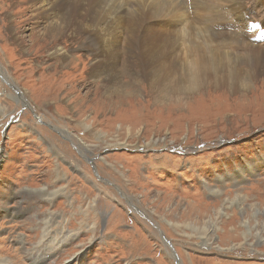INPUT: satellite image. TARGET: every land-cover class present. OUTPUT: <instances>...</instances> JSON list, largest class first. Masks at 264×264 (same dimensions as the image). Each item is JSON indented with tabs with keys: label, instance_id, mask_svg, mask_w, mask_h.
<instances>
[{
	"label": "rangeland",
	"instance_id": "1",
	"mask_svg": "<svg viewBox=\"0 0 264 264\" xmlns=\"http://www.w3.org/2000/svg\"><path fill=\"white\" fill-rule=\"evenodd\" d=\"M197 1L188 0L180 26L150 25L183 50L194 39L203 46L194 33L223 25L226 36L207 44L213 52L264 42V0L222 5L229 12L210 21ZM13 2L11 18H0V262L264 264L263 79L228 95L200 89L160 100L139 84L110 96L115 88L92 80L89 60L63 69L41 41L28 45L34 18L13 45L8 22L29 16L20 11L27 3ZM63 29L49 46L69 52L77 42ZM127 56L119 52L117 71Z\"/></svg>",
	"mask_w": 264,
	"mask_h": 264
},
{
	"label": "bare ground",
	"instance_id": "2",
	"mask_svg": "<svg viewBox=\"0 0 264 264\" xmlns=\"http://www.w3.org/2000/svg\"><path fill=\"white\" fill-rule=\"evenodd\" d=\"M13 1L0 0V18L7 13V7L10 8L14 4ZM20 1V5L28 4L26 9H20V11L23 13L27 11L29 16L23 18L22 15L18 20L7 21L10 23H7L8 26L6 27H8L9 39L13 45L19 47L22 45L23 38L18 37L21 25L34 18L31 34L28 36L31 38L28 45L34 47L41 41L38 44L41 53L48 54L50 62L53 58L52 65L63 69L71 63L76 68L79 65L87 67L86 61L89 60L90 67L88 66V69H91L89 74L92 80L103 77L110 89L115 88L111 90L110 96L115 95L119 89L123 92L127 87L132 88L134 85L139 86V84H148L152 94L154 93L152 96L160 100L170 97L174 93H182L183 98L186 99L191 93L200 89H208L209 94L228 95L246 92L249 88H253L257 77L264 81V42H261L262 35L256 36L257 39L255 38L253 41L248 39L245 41V45L236 46L241 51L234 54L213 52L210 50L212 45L207 44L217 42L224 37L230 28L223 25L214 33L212 32V35L210 33L207 35V31L206 33L205 31L198 34L194 33V36L201 40L203 46L198 45V40L196 39L195 42L193 38L194 40L189 42L192 46L183 50L182 45H178V39L173 37L171 33L167 34L163 28L161 31L154 28V25H150V23L155 22V24H165L173 28L180 26L191 17L189 9H191L192 4L194 6V3L190 5L188 0H129V4L120 3L118 0ZM191 1L198 2L197 0ZM228 3L234 9L240 7L239 11L244 0H200L198 3L200 18L210 21L213 16L220 18L226 15L229 12V7L221 9V6ZM8 17L11 18V15ZM227 17L229 20L232 19L231 16ZM240 17L239 13L233 18L237 20ZM237 23L239 24V22ZM10 25L12 27L14 25V30H11ZM144 25L145 27H143ZM63 27L72 28V30L70 29L72 36L77 42L69 52L65 50L67 47L64 48L63 43L59 41L56 42L55 46H49L52 43L50 40L56 38L59 30H62ZM260 29L261 34H264V26H261ZM239 30L241 31V29ZM195 31L197 32V30ZM121 37H124L122 48L120 46ZM43 43L45 44L43 45ZM41 45L42 47L47 46L44 48L45 52L42 51ZM74 50L87 53L88 58L77 56V54L75 57L73 55ZM122 50L128 55V59L126 58L125 68L119 72L117 71L118 55ZM66 71L69 70L66 69ZM121 76L126 77L129 83L126 84L121 81ZM0 264L8 263L2 261Z\"/></svg>",
	"mask_w": 264,
	"mask_h": 264
},
{
	"label": "flooded vegetation",
	"instance_id": "3",
	"mask_svg": "<svg viewBox=\"0 0 264 264\" xmlns=\"http://www.w3.org/2000/svg\"><path fill=\"white\" fill-rule=\"evenodd\" d=\"M94 172V171H93Z\"/></svg>",
	"mask_w": 264,
	"mask_h": 264
}]
</instances>
